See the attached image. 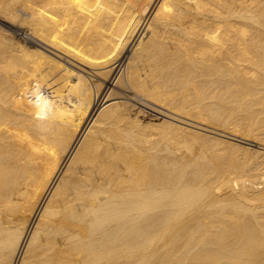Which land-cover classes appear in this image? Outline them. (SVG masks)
Segmentation results:
<instances>
[{
    "label": "bare ground",
    "instance_id": "bare-ground-1",
    "mask_svg": "<svg viewBox=\"0 0 264 264\" xmlns=\"http://www.w3.org/2000/svg\"><path fill=\"white\" fill-rule=\"evenodd\" d=\"M0 22V264H264V0Z\"/></svg>",
    "mask_w": 264,
    "mask_h": 264
},
{
    "label": "rangeland",
    "instance_id": "rangeland-1",
    "mask_svg": "<svg viewBox=\"0 0 264 264\" xmlns=\"http://www.w3.org/2000/svg\"><path fill=\"white\" fill-rule=\"evenodd\" d=\"M0 24H1V22H0ZM18 30V31H17ZM22 30H26V27H21V30H20V28L18 29V28H16L15 27V29L14 30H12V31H10L11 32V34H12V36L16 39V40H18V41H20V42H24V41H26V37H27V35L25 36L24 35V32H21ZM143 102H145L146 104L145 105H147V106H144V105H140V104H136V102H135V106H138V107H140V109L143 111V114L144 115H142V118H144V119H147L148 117L150 118V117H153V116H159V114L158 113H156L154 110H153V108H150V107H154L155 109H159V110H162V111H164V112H167L166 110H164L162 107H159V106H157V105H155V104H153V103H150V102H148V101H146V100H144ZM144 106V107H143ZM150 106V107H149ZM145 109V110H144ZM150 109V110H149Z\"/></svg>",
    "mask_w": 264,
    "mask_h": 264
}]
</instances>
